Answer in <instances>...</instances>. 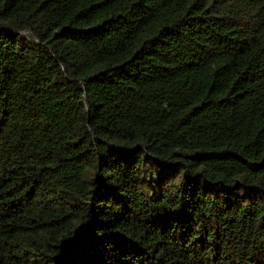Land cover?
I'll list each match as a JSON object with an SVG mask.
<instances>
[{"label":"trees","instance_id":"1","mask_svg":"<svg viewBox=\"0 0 264 264\" xmlns=\"http://www.w3.org/2000/svg\"><path fill=\"white\" fill-rule=\"evenodd\" d=\"M0 264H264V0H0Z\"/></svg>","mask_w":264,"mask_h":264}]
</instances>
